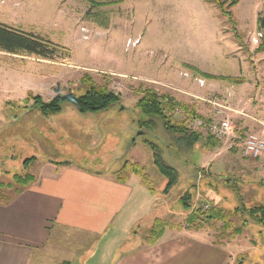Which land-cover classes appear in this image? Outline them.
<instances>
[{
    "label": "rangeland",
    "instance_id": "obj_1",
    "mask_svg": "<svg viewBox=\"0 0 264 264\" xmlns=\"http://www.w3.org/2000/svg\"><path fill=\"white\" fill-rule=\"evenodd\" d=\"M257 2L264 11V0L230 8L252 25L240 22L234 32L209 0H0L1 24L40 35L55 47L49 59L0 51V198L27 184L17 183L16 174L24 176L37 158L71 160L115 177L128 158L145 168L157 206L175 230L194 229L186 219L200 207L235 209L238 196L248 208L264 206V153L243 156L241 141L234 138L264 130V51L256 50L261 39L252 38L257 33L253 19L241 17V7ZM191 66L247 80L206 79ZM83 76L119 96V102L92 113H80L66 102L59 113H44L28 99L29 93L46 102L57 94L82 92ZM143 88L169 94L205 119H229L233 134L211 149L202 146L208 135L201 134L187 146L160 119L138 109ZM188 115L176 112L171 118L179 123ZM152 144L160 160L176 170L167 191L169 178L158 171ZM31 156L35 159L24 163ZM187 194L189 208L183 203ZM243 219L233 214L227 227L220 221L199 230L217 243L261 251L264 227ZM255 253H242L238 260L250 264Z\"/></svg>",
    "mask_w": 264,
    "mask_h": 264
},
{
    "label": "crops",
    "instance_id": "obj_2",
    "mask_svg": "<svg viewBox=\"0 0 264 264\" xmlns=\"http://www.w3.org/2000/svg\"><path fill=\"white\" fill-rule=\"evenodd\" d=\"M259 7L258 2L241 7V17L253 19L256 32L262 31L257 29ZM234 18L237 25L252 27ZM135 147L129 146L125 156ZM27 173L31 182L0 198V264H241L239 255L252 250L257 253L250 264H264V248L217 243L201 229L167 227L155 243H147L153 221L167 217L136 174L121 182L71 160L40 158Z\"/></svg>",
    "mask_w": 264,
    "mask_h": 264
},
{
    "label": "trees",
    "instance_id": "obj_3",
    "mask_svg": "<svg viewBox=\"0 0 264 264\" xmlns=\"http://www.w3.org/2000/svg\"><path fill=\"white\" fill-rule=\"evenodd\" d=\"M217 5L221 15L225 16L230 24H232L234 32H236V20L231 11V7L236 5L239 0H209ZM257 28L264 32V11L260 12L257 17ZM235 36L240 39V35L235 33ZM52 42L48 39L43 38L40 35L34 34L32 32L21 31L7 25L0 23V51L10 54H19L24 52L29 55H36L40 58L49 59L54 53V46H51ZM52 47V48H51ZM257 51H264V38L261 39V42ZM191 68L195 73L200 74L206 79H219L225 80L232 84H240L246 81L242 76H233V75H212L207 72H203L196 67ZM81 85H84V91L75 93L67 92L65 94H57L49 101H42L39 95L32 96L29 93L28 99L33 100V107L39 108L44 113H59L63 105L67 102L73 105L76 110L80 113H92L101 110H105L111 107L114 104L119 102V96L115 95L111 91H107L105 86L96 85L93 83L91 78L82 77ZM141 95L136 102L138 109L147 115L157 117L160 119L165 130L177 133L184 138L187 146H191L201 138L200 133L190 131L187 129L186 121L182 120L181 122H173L172 114L176 113L175 109L179 108L187 114H195L192 108H190L186 103L175 100L169 94H157L151 88H143L138 91ZM188 115V116H191ZM196 116L201 117L200 115L195 114ZM203 118V117H202ZM146 122L140 123V127L144 126ZM183 140V139H182ZM219 139L214 138L213 136H208L205 138L202 146L207 149H211L217 146ZM145 142L150 144V142ZM153 153V161L156 163L158 171L164 177L169 178L165 191L170 188V186L175 182L176 170L173 167L166 165L160 160L156 153L155 146L152 144L151 147ZM35 157L31 156L24 160V163L34 160ZM59 163H68L59 162ZM134 173L138 175L141 179V182L146 186L150 191L152 187L149 184V177L145 172V168L141 166L138 162H131L126 159L122 166L114 171L118 181H126L128 175ZM33 180V177L26 173L24 176L17 175L15 181L20 184H25ZM262 186L264 187V178L261 179ZM26 185V184H25ZM189 195L187 194L184 198L183 203L186 205V208H189L190 204L188 203ZM239 203L235 206V209L224 210L218 207L216 204H211L207 209L202 210L201 207L187 216V223L192 225L191 228L199 229L204 226H213V223L222 222V227H227L230 223L229 219L233 214L241 215L243 222L251 220L256 224H259L264 227V206H253L246 207L240 196H238ZM241 203V204H240ZM231 212L232 214H230ZM229 217V219H228ZM171 223L165 219L156 218L153 221V224L147 231L146 241L149 244H153L157 239L162 235L163 231L167 227H171ZM196 226V227H195ZM238 233V232H237ZM60 264H71L68 261L61 262Z\"/></svg>",
    "mask_w": 264,
    "mask_h": 264
},
{
    "label": "built area",
    "instance_id": "obj_4",
    "mask_svg": "<svg viewBox=\"0 0 264 264\" xmlns=\"http://www.w3.org/2000/svg\"><path fill=\"white\" fill-rule=\"evenodd\" d=\"M252 38L254 42H258V40L264 38V33L259 31ZM199 82L200 84L202 83L201 80ZM175 112L182 113L183 111L176 108ZM185 121L188 130L204 136L210 135L219 140L229 138V135L231 133L233 134L234 131L232 123L227 118L211 120L191 115L187 116ZM234 138L240 139L241 153L243 156L257 158L264 153V130L259 133L246 131L242 135L236 134Z\"/></svg>",
    "mask_w": 264,
    "mask_h": 264
}]
</instances>
